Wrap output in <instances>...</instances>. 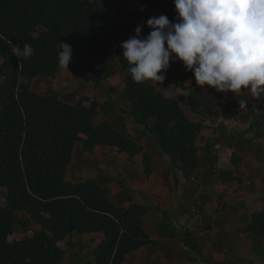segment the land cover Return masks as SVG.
I'll list each match as a JSON object with an SVG mask.
<instances>
[{
  "label": "trees",
  "instance_id": "16d2710c",
  "mask_svg": "<svg viewBox=\"0 0 264 264\" xmlns=\"http://www.w3.org/2000/svg\"><path fill=\"white\" fill-rule=\"evenodd\" d=\"M160 4L172 9L171 0ZM139 25L147 36L140 15L119 17L99 0H0V191L6 190L0 205V264H64L68 250L78 251L85 234L102 233L104 239L84 264H124L129 254L152 243L144 229V207L114 205L110 189L95 179H66L77 144L89 154L104 146L132 158L144 147L109 123L95 124L100 114L96 98L82 96L70 103L58 91H34L37 78L54 79L60 72L96 87L102 81L100 73L92 76L72 60L69 71L60 70V42L72 47L73 58L81 59L90 45L107 41L125 74L123 96L131 108L127 115L155 138L186 180L195 177L203 125L192 122L179 102L151 81L134 82L122 57L121 43ZM24 43L34 50L29 59L11 53L12 46L22 49ZM144 161L148 178L152 163L148 155ZM31 223L37 229L27 234ZM244 232L264 241V211L252 216ZM22 233L24 238L11 239ZM184 236L194 247L189 234Z\"/></svg>",
  "mask_w": 264,
  "mask_h": 264
},
{
  "label": "crops",
  "instance_id": "0c3cea01",
  "mask_svg": "<svg viewBox=\"0 0 264 264\" xmlns=\"http://www.w3.org/2000/svg\"><path fill=\"white\" fill-rule=\"evenodd\" d=\"M99 1L119 17L140 15L145 25L153 16L163 14L170 21L176 17L174 0L169 11L163 9L160 0ZM146 28L151 31L147 25ZM89 47L94 54L97 51L103 54L106 49V58L114 66L108 59L105 61L107 67L111 66L110 72L100 74L103 79L97 87L70 72H60L54 79L37 78L33 89L39 94H47L46 89L55 90L62 97L65 87L62 80L73 78L74 86L84 88L82 96L96 98L100 103L96 125L109 123L144 147V152L132 158L117 149L97 146L93 153L83 151L85 156L81 160L75 154L69 167L72 171L66 173L72 183L99 181L110 189L111 201L116 206L139 205L146 209L143 224L152 243L129 254L124 264H264V241L244 232L252 216L264 211V97L257 100L247 91L235 96L207 85L201 87L179 60L170 61L162 82L151 81L166 97L176 99L192 122L203 125L197 140L200 166L195 177L186 180L162 154L155 138L127 115L131 108L123 96L125 74L108 42ZM93 66L87 65L96 72L92 76L101 73V63L95 61ZM241 99L248 100V108L240 109ZM145 155L152 163L148 178ZM185 233L193 240L194 247L186 244ZM24 237L22 233L11 239ZM79 239L80 247L76 245L78 251L73 258L66 251L70 264L78 263L75 258L79 254L84 259L78 264H84L89 251L103 241L104 235L85 234Z\"/></svg>",
  "mask_w": 264,
  "mask_h": 264
},
{
  "label": "clouds",
  "instance_id": "9594fccd",
  "mask_svg": "<svg viewBox=\"0 0 264 264\" xmlns=\"http://www.w3.org/2000/svg\"><path fill=\"white\" fill-rule=\"evenodd\" d=\"M174 8L173 21L153 16L146 21L151 29L147 36L139 25L121 43L134 82H162L170 61L179 60L201 87L264 97V0H174ZM58 48V67L69 71L72 47L60 42ZM11 53L29 59L34 50L24 43L22 49L12 46ZM247 103L239 100L240 109L248 108Z\"/></svg>",
  "mask_w": 264,
  "mask_h": 264
},
{
  "label": "rangeland",
  "instance_id": "374dc122",
  "mask_svg": "<svg viewBox=\"0 0 264 264\" xmlns=\"http://www.w3.org/2000/svg\"><path fill=\"white\" fill-rule=\"evenodd\" d=\"M173 4H174V1H173ZM173 12L175 13V8H173ZM97 48H99V47H97ZM105 50L106 49L103 50V54L99 53L98 51L96 52V54H94L92 47H89V49H88L87 53L85 54L84 58L77 59V58H73V56H72V61L74 62V64L76 66H78L79 68H82V70H83V68H86L87 70H85V71H87V72L89 71L90 74H92V73L95 74L96 72L91 67L87 68V65H92L93 66L94 62L98 61L99 63H101V73L100 74L102 76H104V75H107L110 72L109 68L111 67V66L107 67V64H105V61L107 59L109 60L110 64L112 65V68L114 67L112 62H111V60H110V58H106V54H105L106 51ZM100 55H102V58H101ZM91 57H93L94 61L91 59ZM108 65H109V63H108ZM93 67H98V66H93ZM67 73H69V72H67ZM72 81H74V79L71 78V77L62 80V83L65 84V87L62 90V95H63L62 98L65 101H67V102L74 103V102L77 101V99L79 97L82 96V94L84 92V88H79L78 89L77 86H74V83ZM46 91L48 93L50 91V89H46ZM75 154H76L78 160H81L82 157L85 156L80 144L76 145V148H75V151H74V155ZM87 161H90V160L87 159ZM82 164L85 165V166H89V163H87V162H83ZM67 171H68V173H71L72 168H68ZM5 193H6V190L0 191V205L4 204ZM35 229H37L36 226L31 223V226H30V229H29L28 233L33 232V230H35ZM61 246H62V243H61ZM63 247L66 250L69 249L67 243H64ZM69 250H68V252H70ZM70 255L71 256L69 258H73L75 256L74 252H72V254H70ZM77 256L78 257H76L75 259H76V261H78V263H80V261H82L84 259V256L82 257L80 254L77 255ZM69 258H66L65 264H70V259Z\"/></svg>",
  "mask_w": 264,
  "mask_h": 264
}]
</instances>
